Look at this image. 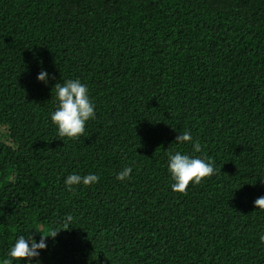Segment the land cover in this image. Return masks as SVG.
<instances>
[{
	"label": "trees",
	"instance_id": "obj_1",
	"mask_svg": "<svg viewBox=\"0 0 264 264\" xmlns=\"http://www.w3.org/2000/svg\"><path fill=\"white\" fill-rule=\"evenodd\" d=\"M68 79L95 105L78 139L51 121ZM169 151L216 175L174 192ZM261 196L264 0H0V260L71 214L31 264H264Z\"/></svg>",
	"mask_w": 264,
	"mask_h": 264
},
{
	"label": "clouds",
	"instance_id": "obj_2",
	"mask_svg": "<svg viewBox=\"0 0 264 264\" xmlns=\"http://www.w3.org/2000/svg\"><path fill=\"white\" fill-rule=\"evenodd\" d=\"M49 74L42 70L37 79L47 83ZM57 107L51 114V121L58 128V135L61 138L78 139L82 136L86 129V124L89 120L95 119V105L90 99L89 90L86 84H83L79 79L64 80L63 83L54 85ZM175 142L177 144L192 143L193 150L197 153L202 151L199 140L193 143L191 133L185 130L180 133ZM168 156V171L174 181L172 190L181 194H187L186 190L190 183L200 184L205 178H210L216 175V168L210 160L200 156H190L182 154L180 151L175 153L169 151ZM132 173L131 167H125L116 176L117 180L124 181L130 178ZM99 181L98 174H88L81 176L79 174L68 175L64 181L69 191H73L74 185L83 184L89 186ZM258 209L264 210V196L257 198L254 201ZM74 217L67 214L63 218L64 229L53 228L49 234L41 235L39 243L32 235L19 236L14 245L9 249L6 258L0 260V264H13L14 261L28 260L31 264L33 258H39L40 251L46 249V238H55L62 230H68ZM261 243H264V234L260 235Z\"/></svg>",
	"mask_w": 264,
	"mask_h": 264
}]
</instances>
